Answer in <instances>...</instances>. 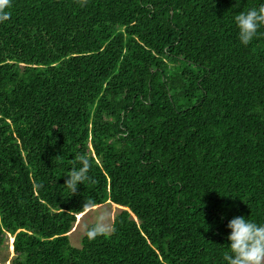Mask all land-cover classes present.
<instances>
[{
    "label": "trees",
    "instance_id": "16d2710c",
    "mask_svg": "<svg viewBox=\"0 0 264 264\" xmlns=\"http://www.w3.org/2000/svg\"><path fill=\"white\" fill-rule=\"evenodd\" d=\"M261 4L11 0L0 23L8 264H227V223L264 224V27L245 46L234 19ZM78 154L95 183L72 195ZM89 198L126 208L115 232L89 241L85 229L74 246Z\"/></svg>",
    "mask_w": 264,
    "mask_h": 264
},
{
    "label": "clouds",
    "instance_id": "9594fccd",
    "mask_svg": "<svg viewBox=\"0 0 264 264\" xmlns=\"http://www.w3.org/2000/svg\"><path fill=\"white\" fill-rule=\"evenodd\" d=\"M81 6L87 4V0H78ZM11 0H0V23L11 18ZM235 23L238 28V39L243 45H248L257 35L258 30L264 27V4L258 8H251L246 12H240L235 16ZM73 165L66 174L67 179L64 185L72 195L76 194L79 184L95 181L89 175L92 168L91 159L83 154H78L70 160ZM80 167L77 168L76 165ZM95 202L89 198L84 201L83 207H89ZM112 203V202H111ZM119 205V204H117ZM120 206V205H119ZM230 229L227 239L229 251L225 252L223 259L227 264H264V224H257L243 216L232 218L226 225ZM115 221L110 214L100 212L95 216L94 222L86 225V236L89 241L98 236L109 235L115 232ZM13 239V237H12Z\"/></svg>",
    "mask_w": 264,
    "mask_h": 264
},
{
    "label": "rangeland",
    "instance_id": "374dc122",
    "mask_svg": "<svg viewBox=\"0 0 264 264\" xmlns=\"http://www.w3.org/2000/svg\"><path fill=\"white\" fill-rule=\"evenodd\" d=\"M121 209V206L106 201L101 204H96L86 208L81 214L76 215L73 226L68 231V237L70 243L74 246L80 245V239L85 232L86 225L94 222L95 216L100 212L107 211L110 214V218L113 219L115 213ZM10 235L4 240L0 246V264H8L10 259L13 257L12 241Z\"/></svg>",
    "mask_w": 264,
    "mask_h": 264
},
{
    "label": "water",
    "instance_id": "95a60500",
    "mask_svg": "<svg viewBox=\"0 0 264 264\" xmlns=\"http://www.w3.org/2000/svg\"><path fill=\"white\" fill-rule=\"evenodd\" d=\"M121 206V205H120ZM121 208H126V207H124V206H121Z\"/></svg>",
    "mask_w": 264,
    "mask_h": 264
},
{
    "label": "bare ground",
    "instance_id": "6f19581e",
    "mask_svg": "<svg viewBox=\"0 0 264 264\" xmlns=\"http://www.w3.org/2000/svg\"><path fill=\"white\" fill-rule=\"evenodd\" d=\"M79 214H81V212H80ZM79 214H78V215H79ZM12 251H13V250H12Z\"/></svg>",
    "mask_w": 264,
    "mask_h": 264
}]
</instances>
